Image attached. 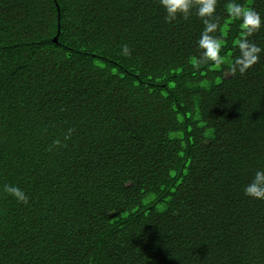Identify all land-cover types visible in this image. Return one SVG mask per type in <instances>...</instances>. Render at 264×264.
<instances>
[{
    "label": "trees",
    "instance_id": "16d2710c",
    "mask_svg": "<svg viewBox=\"0 0 264 264\" xmlns=\"http://www.w3.org/2000/svg\"><path fill=\"white\" fill-rule=\"evenodd\" d=\"M227 2L216 65L196 62L195 9L0 0V185L29 196L0 192V264H264V201L243 193L264 169V53L229 74Z\"/></svg>",
    "mask_w": 264,
    "mask_h": 264
},
{
    "label": "clouds",
    "instance_id": "9594fccd",
    "mask_svg": "<svg viewBox=\"0 0 264 264\" xmlns=\"http://www.w3.org/2000/svg\"><path fill=\"white\" fill-rule=\"evenodd\" d=\"M163 9L165 22L171 23L178 18L187 20L193 14L200 19L203 28L197 40V48L200 50L197 63L211 62L216 65L225 63L222 55L221 37L216 35L219 28V18L216 16L217 0H158ZM227 16L239 20L240 32L234 40L236 54L230 59L227 70L230 75H245L260 60L264 48L250 39L264 27V18L261 13L253 7L243 5L239 0H228L226 4ZM119 54L130 57L132 49L128 44L120 46ZM74 130L67 129L64 139L67 140ZM61 145L60 139L52 141V146ZM0 192L7 194L18 203L28 204V194L15 183L0 185ZM243 193L250 199L264 201V169L255 170L251 179L243 186Z\"/></svg>",
    "mask_w": 264,
    "mask_h": 264
},
{
    "label": "water",
    "instance_id": "95a60500",
    "mask_svg": "<svg viewBox=\"0 0 264 264\" xmlns=\"http://www.w3.org/2000/svg\"><path fill=\"white\" fill-rule=\"evenodd\" d=\"M57 39H58V35H56V37H55V41H57Z\"/></svg>",
    "mask_w": 264,
    "mask_h": 264
}]
</instances>
